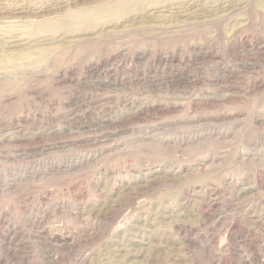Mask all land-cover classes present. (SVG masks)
I'll list each match as a JSON object with an SVG mask.
<instances>
[{"label":"rangeland","instance_id":"obj_1","mask_svg":"<svg viewBox=\"0 0 264 264\" xmlns=\"http://www.w3.org/2000/svg\"><path fill=\"white\" fill-rule=\"evenodd\" d=\"M34 1L0 0V264H264V0Z\"/></svg>","mask_w":264,"mask_h":264},{"label":"bare ground","instance_id":"obj_2","mask_svg":"<svg viewBox=\"0 0 264 264\" xmlns=\"http://www.w3.org/2000/svg\"><path fill=\"white\" fill-rule=\"evenodd\" d=\"M36 4L38 3V0H36V1H34ZM33 2V3H34ZM13 3V2H12ZM202 3V2H201ZM24 4V3H23ZM15 5V4H14ZM17 5H19V3L17 4ZM16 5V10H19V11H17V12H23V11H25V8L23 7V6H17ZM38 5V4H37ZM188 5V4H187ZM218 7V6H217ZM220 7V6H219ZM28 8V7H27ZM184 9V8H183ZM208 11V10H207ZM179 12V11H178ZM217 14V13H216ZM4 37V36H3ZM8 39V38H7ZM13 39V38H12ZM11 39V46H13V45H15L14 44V42H13V40ZM1 40V39H0ZM2 40H3V38H2ZM9 40V39H8ZM7 41V40H6ZM7 44V43H6ZM9 44V43H8ZM18 44V43H17ZM9 46V45H8ZM35 221V220H34ZM55 236V235H54ZM72 237V236H71ZM69 241V240H68ZM80 241V240H79ZM64 243V242H63ZM84 256V255H83Z\"/></svg>","mask_w":264,"mask_h":264}]
</instances>
